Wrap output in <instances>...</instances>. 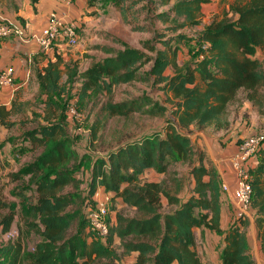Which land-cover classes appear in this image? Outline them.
Returning <instances> with one entry per match:
<instances>
[{
	"label": "trees",
	"instance_id": "1",
	"mask_svg": "<svg viewBox=\"0 0 264 264\" xmlns=\"http://www.w3.org/2000/svg\"><path fill=\"white\" fill-rule=\"evenodd\" d=\"M39 1L31 3L35 7ZM113 3L132 31L151 32L153 39L144 48L152 56L125 43H117L118 48L98 46L108 57L84 72H79L78 62H65L55 54L54 61L30 78L29 88L38 87V99L44 105L45 124L28 136L43 151L16 176L29 178L35 186L36 202L25 198L21 216L29 230L38 232L40 241L28 249L21 236L8 240L0 247V264H116L121 261L119 250L124 256L136 254L134 264H204L197 250V229L224 235L222 264H256L246 235L249 219L236 217L226 232L221 229V178L207 154L184 132L191 128L227 132L231 128L229 108L239 94L244 92L251 103L260 98L264 64L258 53H264V0H234L224 17L217 16L206 25L202 18L208 0ZM0 6L15 13L21 8L20 0H0ZM155 22L164 25L162 32H152L150 25ZM190 30L197 31L199 55L181 64V44L188 39L183 32ZM205 44L209 46L203 49ZM65 77L67 85L63 86ZM77 80L83 81L79 97L65 103L68 85ZM127 84H151L165 98L109 102L103 112L109 118L131 114L166 117L162 132L122 145L107 159L80 157L65 125L69 106L74 102L81 116L85 101L100 95L111 97L115 88ZM18 98L10 107L0 106V128L11 129L15 122L10 119L26 114ZM97 128L93 140L98 139ZM258 161L250 171L252 209L258 215L256 226L264 252L263 150ZM183 167L188 168L186 173L179 172ZM83 169L90 170L84 193L77 178ZM149 172L163 178L146 180ZM99 188L113 194L114 211L120 199L136 213L131 217L117 213L105 242L90 231L87 217ZM13 223L11 214L0 235L11 232Z\"/></svg>",
	"mask_w": 264,
	"mask_h": 264
},
{
	"label": "rangeland",
	"instance_id": "2",
	"mask_svg": "<svg viewBox=\"0 0 264 264\" xmlns=\"http://www.w3.org/2000/svg\"><path fill=\"white\" fill-rule=\"evenodd\" d=\"M72 1L73 11L76 5L79 13L75 14L73 12L74 15H70V20L68 21H73L76 24L77 43L72 47L68 45L65 40L60 41V45H63V49L62 46L61 48L55 47L52 52L53 56H55V54L67 56L64 58L69 62V57L72 58L77 55L79 59H77L76 62L79 64V72L88 70L96 62L108 57L96 49L98 46L118 48L117 43H125L132 48L141 50L148 56H152V53L144 48L145 43L153 39L151 32L136 33L132 31L131 26L123 23L113 0H81L79 4H77V0ZM231 3L232 0H226L224 4L227 7ZM222 4L223 3H221V5ZM221 9L222 8L219 7L218 15L212 17L211 20L217 16L219 18L224 17L226 10L221 11ZM150 28L152 32H162L164 25L155 22L150 25ZM196 32L197 31L193 30L183 32V34L188 36V39L181 44L182 50L179 57L181 64L199 55V48L196 43ZM158 47L160 48V45H158ZM258 55L264 64V53L259 52ZM66 80L65 77L63 86L67 85ZM82 84V80H77L71 86L68 85L69 94H65L64 96L65 103L69 102L71 98H73L72 101L77 100L76 98L79 97ZM37 88L36 86L33 88L28 87L27 89L19 90L15 93L14 99L19 95L18 103L26 106V114L12 117L10 120L15 122V126L11 129L6 130L0 128V201L4 204L3 207H0V231L4 228L5 220L13 214L14 223L12 230L14 231V235L11 236V238L15 239L21 236L24 246L28 249H33L40 241V237L36 230H29V227L25 224L21 216V206L25 198L30 199L33 203L36 202V189L34 185L30 184L29 178H17L16 175L26 165L33 162L43 151L42 148L34 144V139L28 136V132L45 124L43 118L44 105L41 104L40 99H38L40 95ZM260 94L261 96L258 101L252 103L253 105L251 104L257 109L256 117L249 113L243 114L241 111V107L246 103V94L244 92H241L237 99L231 104L228 117L230 121L233 122L234 127H237L238 123L239 125H243L245 122H249L254 118L256 121H263V125L261 126L264 130V90H261ZM137 98H149L151 100L162 101L165 96L163 93H160L156 87H152L151 84H127L115 88L111 97L100 95L93 100L85 101L87 106L85 107L86 109H83V112L81 111V117L79 119L69 118L65 124L68 135L72 141L73 149L76 153L80 157L88 155L93 160L102 158L107 159L110 152L115 151L122 145L136 142L146 136L162 132L166 117L164 119L160 117H146L140 114H131L128 118H109L102 110L109 102L120 103ZM257 104H260V107ZM96 126L99 128L98 139L93 140V132ZM251 128L252 127H249L248 130ZM184 133H188L193 141L195 138L198 139V133L213 135L216 132L213 128H208L200 132L191 128L190 132ZM222 133L224 134L225 132ZM261 134L262 132H259L257 135ZM242 140L239 142L242 143ZM183 169L184 171L180 170L179 172L186 173L188 170L187 167H183ZM77 178L82 184V192H86L88 190L90 170H81V172L77 174ZM145 178L146 180L157 181L161 180L163 177L158 176L156 172H149L145 175ZM103 197L106 198L107 196L104 195ZM112 205L110 198L109 209L115 219L117 213H122L130 217L136 214L134 210L127 208L123 204H117L116 211H114ZM12 207L15 208V210H12ZM75 232L76 230L73 234ZM9 239L8 235L1 234L0 247ZM118 244L119 241H117V247L119 246ZM119 254L121 255V261L116 264H134V255L124 256L120 250ZM96 264H108V262L99 261Z\"/></svg>",
	"mask_w": 264,
	"mask_h": 264
},
{
	"label": "crops",
	"instance_id": "3",
	"mask_svg": "<svg viewBox=\"0 0 264 264\" xmlns=\"http://www.w3.org/2000/svg\"><path fill=\"white\" fill-rule=\"evenodd\" d=\"M220 2L223 4L221 5ZM225 2L226 0H208V3L203 6L202 23L204 25L209 24L211 18L218 15L219 7L222 8L221 11L226 10V12H229L230 6L234 1L232 0V3L227 7L224 4ZM79 3H81V0H77V4ZM20 5L21 8L18 13L9 10L7 7L0 6V25L12 27L29 25L30 27V31L26 34L0 38V72L9 66H13L17 72V79L12 88H0V106L5 105L10 107L15 93L19 90L27 89L30 78L35 77L36 72L42 71L48 66L49 62L55 60L53 53H42L35 41L36 35L46 26L51 12L59 11L68 16L79 13L76 5L73 11V7L66 8L58 4L55 0H40L35 7L31 3V0H20ZM64 57L67 56H62L64 61L67 62ZM68 59H70L69 62H76L79 58L75 55ZM251 104V102L246 100V103L241 107V111L243 114L249 113L256 117L257 109ZM261 125H263V121H256L254 118L249 122H245L243 125H239L238 123L237 127H234L233 122H231L230 130L224 134L222 132L213 135L198 133V139L195 138L193 140L196 147L204 151L214 164L221 178L222 187L224 185L228 186L229 190L227 192L223 191L221 197V229L224 232L230 228L238 215V207L234 196L236 175L232 166V158L239 151L240 140L257 135L259 132H262L261 135L264 136V130ZM249 127L252 128L248 130ZM258 162L256 160L250 162L253 169L258 166ZM97 192L101 197L104 195L111 199L113 197V194L106 192L104 188H99ZM117 204H123L122 200L118 199ZM257 217L256 210L252 209L247 216L250 225L246 230V235L256 264H264V252L256 226ZM109 218L111 224H115L116 219L112 216L111 212ZM195 233L197 250L204 264H222L220 254L225 246L224 235H219L207 229H197ZM136 256L134 254L135 258Z\"/></svg>",
	"mask_w": 264,
	"mask_h": 264
},
{
	"label": "built area",
	"instance_id": "4",
	"mask_svg": "<svg viewBox=\"0 0 264 264\" xmlns=\"http://www.w3.org/2000/svg\"><path fill=\"white\" fill-rule=\"evenodd\" d=\"M58 4L70 8L73 6L72 0H55ZM69 16L59 11L51 12L46 26L36 35L35 41L44 54H50L55 47L61 48L60 41H66L68 45L74 47L77 43L76 24L68 21ZM30 31L29 25L24 27H12L0 25V38L22 35ZM205 44L203 49L208 48ZM1 52V46H0ZM17 79V72L13 66L6 67L0 72V88H12ZM69 117L79 119L76 104L73 102L69 106ZM264 148V136L254 135L242 140L238 153L232 158V166L236 175V188L234 196L238 207V217H247L252 211L253 191L251 186V174L253 169L252 160L258 161L260 153ZM228 186H223V191L227 192ZM94 205L88 210V222L90 231L99 239L105 242L110 234V198L101 197L98 192L93 197ZM8 237L14 235V231L9 232ZM9 239V240H10Z\"/></svg>",
	"mask_w": 264,
	"mask_h": 264
}]
</instances>
